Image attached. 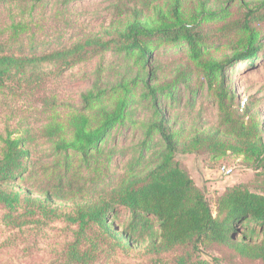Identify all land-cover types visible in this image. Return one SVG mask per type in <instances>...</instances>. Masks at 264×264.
Masks as SVG:
<instances>
[{"label":"trees","instance_id":"trees-1","mask_svg":"<svg viewBox=\"0 0 264 264\" xmlns=\"http://www.w3.org/2000/svg\"><path fill=\"white\" fill-rule=\"evenodd\" d=\"M114 2L107 28L70 43L34 40L21 23L0 38V96H34L47 114L36 129L0 132L1 224L48 236L62 221L70 239L53 264H105L136 250L159 259L178 248L177 264H209L194 255L209 245L264 262L263 129L229 84L236 63L264 54V0ZM107 52L114 62L96 67L77 104L60 101L49 82ZM206 99L216 105L208 126ZM37 137L51 142L49 165ZM201 151L242 156L257 170L255 189L234 184L209 201L176 159Z\"/></svg>","mask_w":264,"mask_h":264},{"label":"rangeland","instance_id":"rangeland-1","mask_svg":"<svg viewBox=\"0 0 264 264\" xmlns=\"http://www.w3.org/2000/svg\"><path fill=\"white\" fill-rule=\"evenodd\" d=\"M114 3V0H0V38L9 35L13 24L21 23L28 25L25 30L28 35L34 32V40L46 39L50 34V37L61 34L58 41L70 43L83 35L107 28L113 18ZM167 49L175 52L178 57H184L179 47L172 49L168 46ZM114 60V56L107 52L102 58L96 57L90 63L77 65L59 79L50 81L51 89L65 105L77 104L79 94L89 87L96 67L101 65L106 68ZM229 84L237 97L236 101L242 98L250 100L249 114L259 121L264 139V54L251 67L236 63L230 74ZM31 97L0 96V132L5 129H36L46 120L47 114L41 110L42 102ZM208 100L210 99L204 100L201 112L206 126L212 125L216 119V105ZM62 108L66 109V106L58 109ZM118 137L119 143L123 144L122 135ZM33 148L38 155L43 156V162L49 165L52 160L51 142L37 137ZM176 159L188 169L195 184L204 190L211 202L227 186L242 183L255 189L258 184L257 170L243 162L240 155L213 159L207 151H201L179 153ZM222 166L230 167L231 172L225 174L221 170ZM120 170L121 165L115 168L116 172ZM1 210L0 208V264H53L57 259L56 245L61 246L65 240L70 239L71 232L63 222H51L47 229L49 235L45 236V231H37L35 225L22 230L4 226L1 224ZM119 217L124 220L126 213H121ZM179 253H182L180 248L157 259L141 250L128 255L116 252L104 257L103 261L105 264H177L176 255ZM194 255L209 264H264L260 260L239 257L217 245L201 246Z\"/></svg>","mask_w":264,"mask_h":264},{"label":"built area","instance_id":"built-area-1","mask_svg":"<svg viewBox=\"0 0 264 264\" xmlns=\"http://www.w3.org/2000/svg\"><path fill=\"white\" fill-rule=\"evenodd\" d=\"M245 101H246V98H242V99L239 101L240 109L243 107ZM221 170H222L225 174H229V173L231 172V168H230V167L222 166V167H221Z\"/></svg>","mask_w":264,"mask_h":264}]
</instances>
